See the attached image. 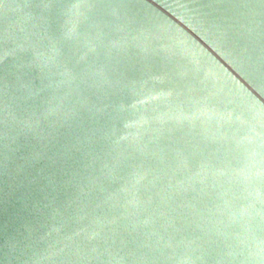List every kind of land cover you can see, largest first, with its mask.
<instances>
[{
  "label": "water",
  "instance_id": "95a60500",
  "mask_svg": "<svg viewBox=\"0 0 264 264\" xmlns=\"http://www.w3.org/2000/svg\"><path fill=\"white\" fill-rule=\"evenodd\" d=\"M0 264H264V0H0Z\"/></svg>",
  "mask_w": 264,
  "mask_h": 264
}]
</instances>
